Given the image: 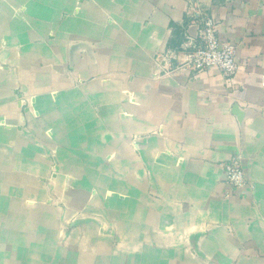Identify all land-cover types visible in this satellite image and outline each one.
Segmentation results:
<instances>
[{
  "label": "crops",
  "instance_id": "obj_1",
  "mask_svg": "<svg viewBox=\"0 0 264 264\" xmlns=\"http://www.w3.org/2000/svg\"><path fill=\"white\" fill-rule=\"evenodd\" d=\"M0 264H264V0H0Z\"/></svg>",
  "mask_w": 264,
  "mask_h": 264
},
{
  "label": "built area",
  "instance_id": "obj_2",
  "mask_svg": "<svg viewBox=\"0 0 264 264\" xmlns=\"http://www.w3.org/2000/svg\"><path fill=\"white\" fill-rule=\"evenodd\" d=\"M195 21V33L187 31L185 42L178 48L168 49L164 61H175L171 68L199 73L209 67H217L231 83L239 70L236 59L237 46L230 41H220L218 22L208 16L197 2L190 4ZM228 183L241 191L251 186L240 158L235 157L224 164Z\"/></svg>",
  "mask_w": 264,
  "mask_h": 264
},
{
  "label": "water",
  "instance_id": "obj_3",
  "mask_svg": "<svg viewBox=\"0 0 264 264\" xmlns=\"http://www.w3.org/2000/svg\"><path fill=\"white\" fill-rule=\"evenodd\" d=\"M235 109H236V107H235ZM237 116H238V118L240 119L241 116H242V114L238 113Z\"/></svg>",
  "mask_w": 264,
  "mask_h": 264
}]
</instances>
